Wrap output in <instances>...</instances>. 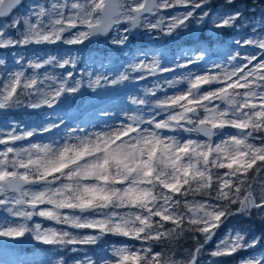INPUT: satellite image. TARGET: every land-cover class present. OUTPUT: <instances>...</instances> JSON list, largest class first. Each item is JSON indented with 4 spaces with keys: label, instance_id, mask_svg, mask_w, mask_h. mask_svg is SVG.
Returning a JSON list of instances; mask_svg holds the SVG:
<instances>
[{
    "label": "snow or ice",
    "instance_id": "obj_1",
    "mask_svg": "<svg viewBox=\"0 0 264 264\" xmlns=\"http://www.w3.org/2000/svg\"><path fill=\"white\" fill-rule=\"evenodd\" d=\"M208 3L43 0L25 5L24 0H0V49L58 41L82 44L91 36L124 24L129 26L124 33L145 28L172 35L188 28L195 11ZM233 3L227 0L228 5ZM178 6L186 11L170 17L160 15L162 10ZM149 17L157 18L153 22ZM206 18H211L208 11L200 14L197 23L207 27ZM241 18L238 10L218 13L211 20L213 30L232 29ZM71 30L76 31L65 38ZM127 41L128 35H121L113 43ZM235 43L253 46L261 54L254 52L241 61V54L236 52L227 57V66L215 65L218 70L214 73H189L183 77L187 87L172 95L161 98L156 88L148 89L144 98H131V103L149 106L151 111L143 113L142 107H137L136 112L143 114L127 115L108 131L75 135L73 129L63 143L29 141L26 147H18L16 142L33 137L36 129L17 133V125L6 134L0 131V207L23 221L35 215L96 233L79 236L63 229L41 231L40 224L29 229L26 223H13L0 225V237L18 238L32 231L44 244L63 246L95 245L107 235L126 237L142 246L112 247L110 254L106 251L98 258L99 264H200L206 246L230 217L251 218L254 213H264V37ZM203 58L201 52L178 67ZM70 62L50 57L43 63L30 61L27 67L33 72L29 75L24 69L7 73L0 80V109L19 107L25 99L29 108H51L64 93H77L81 81L68 84L71 73L59 78L54 87L57 77L45 73L40 79L35 71L51 64L64 68ZM4 63L0 59V65ZM129 68L152 75L171 71L161 68L156 60ZM130 78L123 72L110 83L116 85ZM46 80L53 83L45 85ZM180 82L166 83L176 88ZM99 85L98 77L88 86L95 89ZM58 127L50 123L40 131ZM192 133L207 140L193 139ZM214 136L219 137L218 142H213ZM188 233L195 248L187 259L175 260L163 249L154 250L153 244L175 241ZM248 235L243 229H230L209 255L233 256L255 248L259 240ZM86 264L97 261L89 259ZM239 264H264V258H241Z\"/></svg>",
    "mask_w": 264,
    "mask_h": 264
},
{
    "label": "rangeland",
    "instance_id": "obj_2",
    "mask_svg": "<svg viewBox=\"0 0 264 264\" xmlns=\"http://www.w3.org/2000/svg\"><path fill=\"white\" fill-rule=\"evenodd\" d=\"M36 2H43V0H25V5H32ZM206 11H208L207 5ZM25 9H20L19 11H24ZM186 11L184 7H176L174 9L162 10L160 15L165 17H170L171 15H175L178 13H183ZM220 13L217 9L210 15V24L212 25L211 20L215 18L216 14ZM150 19L155 21L157 17H149ZM167 23V20H166ZM244 26V24H243ZM129 27L127 24L121 25L118 28H113L111 32L105 36L108 37L107 41L101 42V48H111L106 45L112 44L118 50L122 51V56L116 57V64L114 67L111 66V61L115 54H109L108 58L101 57L100 54L97 56L90 55L88 58L86 57L80 66V69H76V71H80L82 73V87L87 88L91 91V99L92 103L96 105L90 106L87 105V101L83 102L77 109L70 103L69 100L63 102L66 106L64 110L58 108V111L55 112H46L43 116L42 121L38 124H33L27 118H25L22 122H20L19 127H17V133L22 132L24 130L36 129V134L28 138L24 141L16 142V146L18 147H26L29 141L33 143H51L53 141L63 143L68 140V136L70 130L75 129V135H83L84 133H98L108 131L111 126H118L122 121L126 120L127 115H131L135 112V114H143L151 111L149 106H137L133 104H128V101H131V98H144L145 93L148 89H157V96L163 97L165 94L172 95L178 89H183L187 87V82L183 80V77L188 76L189 73L194 74H205V73H214L218 69L215 65L227 66V57L229 55H234L236 52L241 54V61L244 56L250 55L252 53H256L260 55V51L253 46L250 45H237L235 42L240 40L243 42L249 38H260L264 37V29L259 30L257 24L255 25V29H249L248 35H236L233 37L232 43H235V47L227 53L222 52L219 48L214 47V54L208 55L207 51L201 45H192L189 47H181L178 46L176 52L174 54L173 59L160 60L159 57V48L156 47L159 44L160 47L167 46L170 48V44L174 45V42L167 43L166 40H173L180 35H186L192 28H195L194 21L191 20L189 22V27L185 29H179L172 35H167L158 30H147L145 28H138L139 35L137 38L130 35V33H124L123 29ZM83 30V29H80ZM76 30H71L70 32H66L64 34L65 38H68L72 35ZM240 31V27L236 29V33ZM254 31L252 34L251 32ZM243 32V31H242ZM121 35H128V41L137 40L140 46L134 44L133 47H129V42L127 41L125 44H117L113 43L114 39H118ZM16 37V36H13ZM88 40V39H87ZM99 40V39H98ZM97 40V41H98ZM89 41V40H88ZM96 41V42H97ZM90 42V41H89ZM38 45V46H35ZM43 46L44 48H41ZM50 46L49 43L43 44H29L26 46H16L12 50H9V54L11 59H6L10 57L6 53V49H0V59L4 60V64L0 65V80L6 78L7 73L15 72L21 69L26 71V75H29L33 72V69L27 68L28 63L31 62H40L43 63L44 60L49 59L50 57H56L57 60H70L71 62L67 64L62 72L57 71L55 75H51L49 72L50 65H45L43 68L35 70L39 74V78L43 79L45 73L50 76L57 77V81L53 84L54 87L58 86L61 77H66L68 73H71L72 76L68 80V84H72L74 81L80 79L77 78L72 73V65L75 64V60L78 57V51L74 45L65 44L63 42H56L54 44L55 47H59L58 49L49 50L47 47ZM203 53V59L197 61L195 64H189L187 67H178L180 64H185L187 60L194 59L196 55H200ZM117 54V53H116ZM20 61L18 64L17 61ZM153 60L158 61L161 68H168L171 71L161 72L157 71L154 75L149 74L147 71L144 72H131L129 65L139 63L141 61L145 63H150ZM27 68V69H26ZM127 72L130 75V79L128 81H123L116 85H112L110 82L113 79H117L118 76ZM143 75L144 79H137L138 76ZM100 78V85L96 86L95 89L89 87L90 81H95L97 78ZM169 80H177L181 81L177 84L176 88H171L167 85V81ZM52 81H45V85L52 84ZM159 86V87H157ZM80 87L77 93H64L59 100L66 99L67 96L74 101H80L82 95L85 93L83 88ZM208 87V86H206ZM121 91L120 94H116V92ZM151 98V97H150ZM154 99V98H151ZM27 105V99L20 106ZM60 105V103H57ZM56 105V106H57ZM55 104L51 107L53 108ZM46 107V106H45ZM137 107H142L143 113L136 112ZM49 108V107H48ZM4 111L5 109H0ZM55 123L58 124V128H53L50 132H42L40 131V127L46 124ZM12 118H8L5 121L0 122V131L5 134L11 131L16 125ZM235 131V130H230ZM184 136H189L188 133H184ZM191 138L199 139V140H207L201 137H197L194 134H191ZM213 142H218L219 137L214 136L212 138ZM74 142V141H69ZM0 148H3V145H0ZM200 199V198H198ZM40 207H45L41 205ZM50 207V206H49ZM0 209H4L0 207ZM5 210V209H4ZM6 211V210H5ZM67 211V210H65ZM6 211L5 215L0 217V225H9L13 223H26L29 229L34 228L36 224L41 225V231L45 229L52 228L51 220H47L40 216H33L31 220L23 221L21 218H17L12 216L10 213ZM264 217V213H254L251 218L247 216H233L230 217L225 223L221 226V228L217 232V236L214 238L213 242H210L206 246V251H204L200 256V264H239V261L242 256H238V254H234L233 256H225V257H211L209 253L214 249L216 241L219 240L226 232L230 229H243L247 228L250 231V227L255 222H261V218ZM56 223V222H55ZM61 229L65 227L64 230L70 231L74 235H94L95 231H86L82 232L83 229H73L67 225L59 224ZM123 241L117 244L109 243L106 241H99L97 244H101L99 249L97 250L98 256L95 258L91 255H81L78 260H73L72 264H76L77 261L84 262L86 264L87 260L97 261L99 264L98 258L105 255V252L108 251L110 254V250L112 247H122L129 246L128 243L132 242L123 237ZM249 238V237H247ZM0 239L10 242L20 246L27 247L30 244L41 243L42 241L35 239V234L32 231L26 232L24 236L18 238H9V237H0ZM250 239V238H249ZM183 241V240H182ZM202 242V241H201ZM195 245V244H194ZM75 245H72L74 247ZM195 247V246H194ZM193 248H182L176 247L174 249L165 248L164 251L167 252L169 256H171L175 260H184L187 259L189 252L192 251ZM257 245L255 246L256 249ZM83 250V248H81ZM247 249V250H253ZM247 250L241 251L239 253H243ZM244 258H264V250L259 251L253 254L243 253ZM70 263V262H69ZM0 264H52L50 261L43 260L41 255L35 256V253L29 254L21 253L17 256V259L12 258L9 254H5L0 257Z\"/></svg>",
    "mask_w": 264,
    "mask_h": 264
},
{
    "label": "trees",
    "instance_id": "obj_3",
    "mask_svg": "<svg viewBox=\"0 0 264 264\" xmlns=\"http://www.w3.org/2000/svg\"><path fill=\"white\" fill-rule=\"evenodd\" d=\"M207 8L210 15L217 9L220 11V13H225V12L231 13L238 10L242 13V18L236 22V26L232 29L214 31L213 26L210 24V18H206L207 27H205L204 23H197L200 14L207 10L206 7L196 10L194 17L192 18L195 24V28H192L191 31H189L186 35H180L173 40L170 39L166 40L167 43L174 42V45L171 44L169 45L170 48L167 46L160 47L159 44H157L156 47L159 48L158 58L160 60L173 59L178 46L189 47L192 45H199V46L201 45L207 51L208 55L214 54V47H217L222 52L227 53L230 52L235 47V43L234 42L232 43L234 36L239 34L248 35V33L250 32L249 29H255L256 24L259 30L264 29V0H234V3L232 5H228L227 0H209V3L207 4ZM238 27H240V31L236 33V29ZM251 33L253 34L254 31H252ZM11 35L12 36L17 35L15 30H11ZM205 37H209L210 39L206 40ZM107 39L108 37L107 38L103 37L100 38L97 42H89L88 40H85L82 44H75V48L78 51L77 52L78 57L75 60V64L72 65V73L77 78L80 79L81 84H82V73L80 71H76V69H80L81 63L86 57L88 58L90 55L97 56L98 54H100L101 57L105 59L108 58L109 54H115L116 56L113 57V60L111 61V66L114 67L116 64V57L122 56L121 55L122 51L118 50L112 44L106 45L111 48H105V47L101 48V45H103L101 44V42H105L107 41ZM128 42H129V47H133L134 44L140 46L137 40L129 39ZM40 47L44 48L43 46ZM13 48L14 47L6 48L7 55L10 56L9 50H12ZM47 48L52 51L53 49H58L59 47H55L54 44H50V46H48ZM6 59L7 60L11 59V56L7 57ZM62 69L63 68H59L55 66V64H51L49 67V72L51 75H55L57 71L62 72ZM83 90L85 93L82 95L80 101H74L70 99L69 96H67L66 99L58 100L57 103H60V105H57L56 103L53 108H48L45 105L46 107L42 106L39 109H32L27 107V105H24V106L5 109L4 111L0 110V122L5 121L8 118H12L15 122H17V124L14 125V127H16L17 125H20L19 124L20 122H22L25 118H27L31 121V123L38 124L40 121H42L43 119L42 115H44L46 112H53V111L57 112L58 108L64 110L66 106L63 104V102L66 100H69L70 103L76 109L85 101H87V105L90 106L96 105L95 103H92V101L89 100L92 97L91 91H89L87 88H83ZM116 94H120V92L118 91L116 92ZM128 104L131 105L132 104L131 101H128ZM192 134L196 135L195 133ZM198 198L200 197H196V199ZM188 199H192V197L189 196ZM5 214L6 211L4 209H0V217ZM50 223L53 229H61L59 224L55 223V221H51ZM166 227H171V225H166ZM247 228H243V230L245 231V233L249 234L248 237L249 238L253 236L256 237L259 240V243H257L256 249L247 250L243 253L253 254L259 251H263L264 250V217L261 218V222H255V224H252V226L250 227V231H248ZM64 229L65 227L63 228V230ZM83 231L86 232L93 230L83 229L82 232ZM123 239H124L123 237L107 235L104 236L101 239V241H106L107 244L109 243L117 244L120 243L121 241L126 242L123 241ZM131 241L132 242L128 243V245H130L131 247H135L139 249L142 246L141 242L139 241H134V240ZM194 244L195 242L192 240L191 234L188 233L185 234L184 237L178 240L164 241L159 244H153V247L155 251H160L161 249L164 250L165 248L174 249L176 247L189 249V248H193L195 246ZM100 245L101 244L75 245L74 247H72V245L63 246V245L34 243L28 245L27 247H20L10 242L9 240L4 241L0 239V257H2L7 253L12 258L17 259V256L19 254L27 253L29 251V254L35 253V256H38L40 254L43 260L50 261L52 264H72L73 260L75 261L78 260V258L81 255H91L94 258L98 256L96 249H99ZM81 248H83V250ZM243 253L242 254L238 253V256H242L244 258L245 255Z\"/></svg>",
    "mask_w": 264,
    "mask_h": 264
},
{
    "label": "water",
    "instance_id": "obj_4",
    "mask_svg": "<svg viewBox=\"0 0 264 264\" xmlns=\"http://www.w3.org/2000/svg\"><path fill=\"white\" fill-rule=\"evenodd\" d=\"M110 31H111V30H110ZM110 31L107 32V33L96 34V35H94V36H91V37L89 38V41H91V42H95V41H97L99 38L108 35V34L110 33ZM130 35L133 36V37H135V38H137L138 35H139V29H133V30H131ZM197 134H198V133H197ZM198 135H199L200 137H203V138L207 139V137H204L202 134H198Z\"/></svg>",
    "mask_w": 264,
    "mask_h": 264
},
{
    "label": "bare ground",
    "instance_id": "obj_5",
    "mask_svg": "<svg viewBox=\"0 0 264 264\" xmlns=\"http://www.w3.org/2000/svg\"><path fill=\"white\" fill-rule=\"evenodd\" d=\"M206 87V86H205Z\"/></svg>",
    "mask_w": 264,
    "mask_h": 264
},
{
    "label": "flooded vegetation",
    "instance_id": "obj_6",
    "mask_svg": "<svg viewBox=\"0 0 264 264\" xmlns=\"http://www.w3.org/2000/svg\"><path fill=\"white\" fill-rule=\"evenodd\" d=\"M195 248V247H194Z\"/></svg>",
    "mask_w": 264,
    "mask_h": 264
}]
</instances>
